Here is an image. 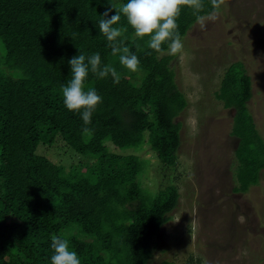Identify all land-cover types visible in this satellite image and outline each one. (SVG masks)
Here are the masks:
<instances>
[{
    "label": "trees",
    "instance_id": "trees-1",
    "mask_svg": "<svg viewBox=\"0 0 264 264\" xmlns=\"http://www.w3.org/2000/svg\"><path fill=\"white\" fill-rule=\"evenodd\" d=\"M122 2L0 0V264H49L53 235L69 241L81 264H149L154 256L151 239L178 202L169 176L187 99L171 65L177 54L148 49L147 37L137 38L123 17L115 25L122 47L140 63L135 72L119 64L96 24ZM211 8L203 0L200 15ZM195 21L182 5L181 39ZM78 50L99 53L120 76L114 84L89 73L84 90L95 88L102 102L88 125L62 103L68 59ZM214 96L235 110L233 191L246 192L260 182L264 139L247 107L252 81L242 61L228 65ZM144 143L159 161L154 192L141 184L146 162L133 152Z\"/></svg>",
    "mask_w": 264,
    "mask_h": 264
},
{
    "label": "rangeland",
    "instance_id": "rangeland-1",
    "mask_svg": "<svg viewBox=\"0 0 264 264\" xmlns=\"http://www.w3.org/2000/svg\"><path fill=\"white\" fill-rule=\"evenodd\" d=\"M220 1L216 19L205 20L203 28L195 21L171 62L187 99L177 118L181 143L169 176L179 197L151 239L149 264H185L190 257L199 264H264V169L257 185L233 191L235 110L214 96L228 65L242 61L252 81L247 107L264 139V0ZM139 148L133 152L146 162L141 184L154 192L159 161L147 144ZM38 152L49 151L39 146Z\"/></svg>",
    "mask_w": 264,
    "mask_h": 264
},
{
    "label": "clouds",
    "instance_id": "clouds-1",
    "mask_svg": "<svg viewBox=\"0 0 264 264\" xmlns=\"http://www.w3.org/2000/svg\"><path fill=\"white\" fill-rule=\"evenodd\" d=\"M212 8L206 16H201L203 0H123L119 9L109 17L111 5L99 15L96 28L104 36L113 55H118L119 64L131 72H135L140 63L137 55L122 47L121 28L115 26L123 17L137 38L147 37V48L157 53L175 55L183 50V41L178 31L177 17L181 6L190 7L196 15L201 28L205 20L214 21L218 11V0H211ZM166 45V48L164 47ZM71 77L62 87V103L66 110L78 114L84 125L91 123L97 105L102 97L95 88L84 90V82L89 73L98 79L111 77L112 82L118 83L120 76L116 69L103 64L99 53L85 55L82 52L68 59ZM49 264H81L75 250L69 247L67 239L51 236Z\"/></svg>",
    "mask_w": 264,
    "mask_h": 264
}]
</instances>
